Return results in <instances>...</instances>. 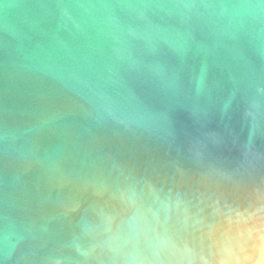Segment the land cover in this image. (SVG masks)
<instances>
[{"label": "water", "instance_id": "water-1", "mask_svg": "<svg viewBox=\"0 0 264 264\" xmlns=\"http://www.w3.org/2000/svg\"><path fill=\"white\" fill-rule=\"evenodd\" d=\"M0 264H264V0H0Z\"/></svg>", "mask_w": 264, "mask_h": 264}]
</instances>
